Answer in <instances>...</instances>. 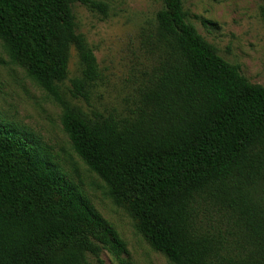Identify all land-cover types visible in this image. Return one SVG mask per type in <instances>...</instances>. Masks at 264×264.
Here are the masks:
<instances>
[{
    "label": "trees",
    "instance_id": "1",
    "mask_svg": "<svg viewBox=\"0 0 264 264\" xmlns=\"http://www.w3.org/2000/svg\"><path fill=\"white\" fill-rule=\"evenodd\" d=\"M78 3L108 14L103 0H0V39L62 108L75 151L173 264H264V85L198 32L184 0H162L141 32L154 63L136 108L87 113L62 89L72 46L71 96L88 103L100 77ZM103 248L126 250L42 146L0 124V264H105Z\"/></svg>",
    "mask_w": 264,
    "mask_h": 264
},
{
    "label": "rangeland",
    "instance_id": "2",
    "mask_svg": "<svg viewBox=\"0 0 264 264\" xmlns=\"http://www.w3.org/2000/svg\"><path fill=\"white\" fill-rule=\"evenodd\" d=\"M103 1L109 5L107 15L79 3L74 7L78 31L93 49L100 70L90 100L75 99L69 92L71 79L82 73L74 46L62 89L72 104L87 113L129 116L154 63L142 45V28L153 24L162 0ZM184 7L188 20L225 60L239 65L250 82L264 85V0H184ZM61 119L62 108L24 66L11 60L0 39V124L42 146L51 164L117 232L126 250L116 255L103 248L100 257L105 264H173L139 231L129 210L113 202L107 183L73 148Z\"/></svg>",
    "mask_w": 264,
    "mask_h": 264
}]
</instances>
